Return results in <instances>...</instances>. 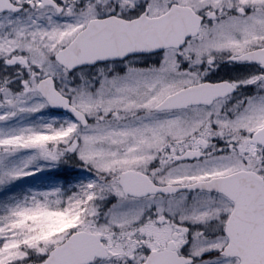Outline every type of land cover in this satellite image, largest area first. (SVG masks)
Segmentation results:
<instances>
[{
    "label": "snow or ice",
    "instance_id": "snow-or-ice-1",
    "mask_svg": "<svg viewBox=\"0 0 264 264\" xmlns=\"http://www.w3.org/2000/svg\"><path fill=\"white\" fill-rule=\"evenodd\" d=\"M0 264H264V0H0Z\"/></svg>",
    "mask_w": 264,
    "mask_h": 264
}]
</instances>
